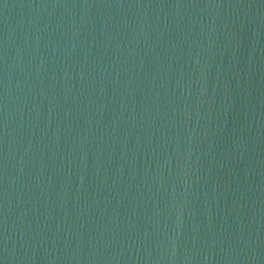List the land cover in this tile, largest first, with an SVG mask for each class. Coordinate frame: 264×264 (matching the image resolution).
Listing matches in <instances>:
<instances>
[{
    "label": "water",
    "instance_id": "1",
    "mask_svg": "<svg viewBox=\"0 0 264 264\" xmlns=\"http://www.w3.org/2000/svg\"><path fill=\"white\" fill-rule=\"evenodd\" d=\"M0 264H264V0H0Z\"/></svg>",
    "mask_w": 264,
    "mask_h": 264
}]
</instances>
